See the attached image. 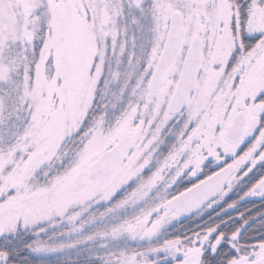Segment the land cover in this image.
<instances>
[{
    "label": "snow or ice",
    "instance_id": "snow-or-ice-1",
    "mask_svg": "<svg viewBox=\"0 0 264 264\" xmlns=\"http://www.w3.org/2000/svg\"><path fill=\"white\" fill-rule=\"evenodd\" d=\"M0 264H264V0H0Z\"/></svg>",
    "mask_w": 264,
    "mask_h": 264
}]
</instances>
